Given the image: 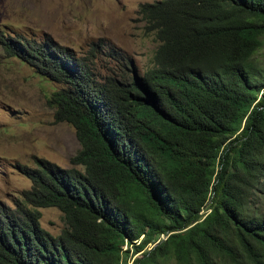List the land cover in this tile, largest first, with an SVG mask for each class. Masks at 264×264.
I'll list each match as a JSON object with an SVG mask.
<instances>
[{
  "label": "trees",
  "instance_id": "1",
  "mask_svg": "<svg viewBox=\"0 0 264 264\" xmlns=\"http://www.w3.org/2000/svg\"><path fill=\"white\" fill-rule=\"evenodd\" d=\"M215 2L139 5L159 44L136 80L158 84L135 117L133 77L98 83L62 50L2 42L63 84L48 100L81 168L22 166L32 185L0 205V264H264V0ZM43 207L62 212L58 235Z\"/></svg>",
  "mask_w": 264,
  "mask_h": 264
},
{
  "label": "rangeland",
  "instance_id": "2",
  "mask_svg": "<svg viewBox=\"0 0 264 264\" xmlns=\"http://www.w3.org/2000/svg\"><path fill=\"white\" fill-rule=\"evenodd\" d=\"M144 1L153 0H0V39L52 40L81 57L95 80L103 82L116 76L124 63L121 55L139 70L149 64L156 40L137 15ZM255 58L264 69V43ZM62 86L0 44L1 206L14 209L31 187L22 166L36 168L44 160L60 168H81L71 160L80 147L74 128L54 121L55 108L48 100ZM262 197L257 209L264 212ZM39 211L41 227L58 235L65 225L62 212L56 207Z\"/></svg>",
  "mask_w": 264,
  "mask_h": 264
},
{
  "label": "clouds",
  "instance_id": "3",
  "mask_svg": "<svg viewBox=\"0 0 264 264\" xmlns=\"http://www.w3.org/2000/svg\"><path fill=\"white\" fill-rule=\"evenodd\" d=\"M242 1L243 0H220V1L216 0L215 5H216L218 11L219 10H224V9H229V8H234V10H237L236 4L237 3H242ZM141 3H158L159 8H160V11H161L166 6V4L168 3V0H153V1L139 2L138 7H137V15L139 16V19L144 23L143 27L146 28L147 21H146L144 15H142L141 13H139V5ZM171 5L172 4H170V7H171ZM155 31H157V30L154 29V30H150V31L147 30L146 31V33L149 32L150 34H152L154 36V38L156 40L155 41L156 44L154 46V49H153V52H152V56L150 58V62H149V64L144 69L139 70L133 64V62H132L131 59H129L128 57H124L123 55H121L123 57V59H124V63L122 64V67H120L119 69H117L116 76H108V77H114V78L118 79L123 84L129 83L131 81V78L132 77L134 78V82L132 83V85L129 86L128 91L126 92V94L124 96V97H127V96L129 97L130 108H131V111L133 113V117L137 116L142 111V109L145 106H152V101H153V98H154L155 88L157 87V84H158V82H156V81L153 84H147V83L140 82V81H137L136 80L137 77H142L144 75V73L148 69L151 68L152 62L154 60V55H155L154 52H155V49H156L157 45L159 44V41L156 38ZM8 40L17 41V42H19V43H21V44H23L25 46H26V42H29L34 47H39V48L43 49L47 55H48V50H47L48 49V45H50L51 47H53L55 49L62 50L64 52H66L67 54L71 55L75 59V61L77 62V64H81L83 66V68H85L87 71L91 72V70H89V68L86 66V64L82 61V58L81 57H79L76 54H74L73 51H71L67 47L59 46V45L55 44L52 40L44 39V40H41V42H35V41H31L29 39H24L22 41V39L17 38V37H15V38L7 37V38H4V40L3 39H0V44L2 45L3 49H4V46H3L2 42L8 41ZM100 43L101 42H99L97 44H100ZM110 48H111V50H113V51L115 50L116 52H118L113 45H110ZM13 56H18L23 61H25V62L33 65L32 62H31V58L30 57H28V59H25L20 54H18V55L15 54ZM98 83H102V82H98ZM77 169H79V168H77Z\"/></svg>",
  "mask_w": 264,
  "mask_h": 264
},
{
  "label": "bare ground",
  "instance_id": "4",
  "mask_svg": "<svg viewBox=\"0 0 264 264\" xmlns=\"http://www.w3.org/2000/svg\"><path fill=\"white\" fill-rule=\"evenodd\" d=\"M127 246V245H126Z\"/></svg>",
  "mask_w": 264,
  "mask_h": 264
}]
</instances>
